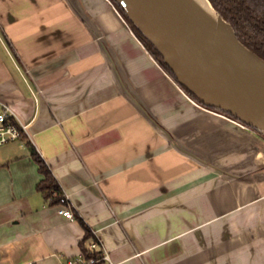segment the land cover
Masks as SVG:
<instances>
[{"label": "crops", "instance_id": "0c3cea01", "mask_svg": "<svg viewBox=\"0 0 264 264\" xmlns=\"http://www.w3.org/2000/svg\"><path fill=\"white\" fill-rule=\"evenodd\" d=\"M79 1L158 121L205 162L121 92L68 0H0V98L67 200L49 204L36 189L43 175L28 144L0 145V264H79L84 230L62 207L115 264H264L263 138L188 111L113 1Z\"/></svg>", "mask_w": 264, "mask_h": 264}, {"label": "water", "instance_id": "95a60500", "mask_svg": "<svg viewBox=\"0 0 264 264\" xmlns=\"http://www.w3.org/2000/svg\"><path fill=\"white\" fill-rule=\"evenodd\" d=\"M112 1L130 20L128 24L140 30L161 54L178 84L193 92L199 103L225 111L264 136V58L241 43L211 0ZM68 2L92 32L121 92L161 136L205 162L158 121L126 77L116 48L81 1Z\"/></svg>", "mask_w": 264, "mask_h": 264}, {"label": "trees", "instance_id": "16d2710c", "mask_svg": "<svg viewBox=\"0 0 264 264\" xmlns=\"http://www.w3.org/2000/svg\"><path fill=\"white\" fill-rule=\"evenodd\" d=\"M217 12L230 23L234 28L236 37L252 51L256 52L260 57L264 58V0H211ZM119 11L126 18L127 16L123 10L118 6ZM128 19V18H127ZM130 22V20L128 19ZM132 29L141 38L142 42L149 48L155 59L159 61L167 73L177 81L173 76L171 70L163 61L161 54L151 45L148 39L138 30L132 23ZM178 83V81H177ZM191 97L197 100L194 93L188 91L185 87L180 85ZM28 144L31 149V157L38 165V172L42 173V178L36 184V189L41 192L44 200L52 205L67 204L64 190L61 188L56 177L51 173L49 166L41 157L40 153L36 151L32 142H30L24 135L21 139ZM79 220L83 227V238L79 241L81 256L83 261H88L89 258H94L100 263H104L105 259L102 257V249L90 248L88 243L91 240H97L95 234L92 233L85 221L79 217L77 213L73 214ZM81 262H79L80 264Z\"/></svg>", "mask_w": 264, "mask_h": 264}, {"label": "built area", "instance_id": "2783aa9c", "mask_svg": "<svg viewBox=\"0 0 264 264\" xmlns=\"http://www.w3.org/2000/svg\"><path fill=\"white\" fill-rule=\"evenodd\" d=\"M223 118H227L229 120L235 121L238 124H241L243 126H246L241 121H237L236 119L232 118L226 113H218ZM248 129H250L252 132L256 133L257 135L262 136L257 131H254L250 127L246 126ZM27 135V127L26 124L21 122L12 108L11 104L7 101H4L2 98H0V145L7 144L8 141L12 140H21L23 136ZM65 195V194H64ZM60 212L67 216L68 218H72L73 212L68 207H62L60 209ZM97 237V236H96ZM88 246L90 248H100L102 249V257L107 261V264H115L110 261L109 256L107 254L106 249H104L101 240L97 237V240H91L88 243ZM80 264H103L99 261L95 260L94 258H89L88 261H80ZM25 264H34L33 261H27ZM67 264H72V261H67Z\"/></svg>", "mask_w": 264, "mask_h": 264}, {"label": "rangeland", "instance_id": "374dc122", "mask_svg": "<svg viewBox=\"0 0 264 264\" xmlns=\"http://www.w3.org/2000/svg\"><path fill=\"white\" fill-rule=\"evenodd\" d=\"M118 15V14H117ZM128 23H130L129 21H128ZM131 26V25H130ZM131 28H132V26H131ZM133 30V29H132ZM134 31V30H133ZM136 33V32H135ZM130 34V33H129ZM140 38V37H139ZM140 40H141V38H140ZM142 41V40H141ZM143 43V42H142ZM144 45H145V43H143ZM146 46V45H145ZM147 47V46H146ZM148 48V47H147ZM148 50H149V48H148ZM150 51V50H149ZM150 53H151V51H150ZM152 54V53H151ZM152 57H153V60H156L155 59V57H154V55L152 54ZM157 61V60H156ZM156 65H157V67H160L159 65H161L162 66V64L159 62V61H157L156 62ZM173 79V78H172ZM173 83V85H171V83H168V82H166V92L168 93V94H170L171 92H170V90L169 89H171L170 87H172L174 90H176V92H177V94H176V96H178L179 97V100H180V102H181V104H183V106L184 107H186L187 108V110L188 111H190L191 109H192V104L193 105H195L198 109H200V111H204V112H209V113H211L210 111H206V107L205 106H202V104H200L197 100H195L193 97H191L186 91H184V89L177 83V81H175L174 79H173V81H172ZM179 85V88H178V86H177V84ZM170 84V85H169ZM178 89H177V88ZM176 88V89H175ZM172 89V90H173ZM180 89V90H179ZM188 94V95H186V93ZM187 96H189V97H187ZM219 113H221V112H219ZM211 115H214V116H216V114L214 113V112H212L211 113ZM220 116V115H219ZM220 118L221 119H225V120H227V118H223V117H221L220 116ZM232 122V121H231ZM246 127V126H245ZM247 128V127H246ZM248 129V128H247ZM249 131H251L250 129H248ZM252 132V131H251ZM254 133V132H253ZM260 136V135H259ZM260 137H262L263 138V140H264V136L262 135V136H260ZM13 141V140H12ZM12 141H10V142H12ZM18 141L19 140H14V143H18ZM4 145V144H3ZM2 146V145H1ZM0 146V147H1Z\"/></svg>", "mask_w": 264, "mask_h": 264}, {"label": "flooded vegetation", "instance_id": "af4514ba", "mask_svg": "<svg viewBox=\"0 0 264 264\" xmlns=\"http://www.w3.org/2000/svg\"><path fill=\"white\" fill-rule=\"evenodd\" d=\"M201 104V103H200ZM202 106H205V105H202ZM207 109H206V111H210L211 113L212 112H214L217 116H219V112H221V113H226L225 111L223 112V111H221V110H218V109H216V108H214V107H212V106H205ZM208 113V112H207ZM222 117V116H221Z\"/></svg>", "mask_w": 264, "mask_h": 264}]
</instances>
